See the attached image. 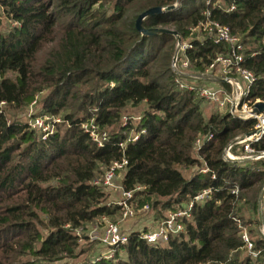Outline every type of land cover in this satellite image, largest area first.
Returning a JSON list of instances; mask_svg holds the SVG:
<instances>
[{"label":"trees","instance_id":"1","mask_svg":"<svg viewBox=\"0 0 264 264\" xmlns=\"http://www.w3.org/2000/svg\"><path fill=\"white\" fill-rule=\"evenodd\" d=\"M206 1L180 0L175 8L145 18L142 25L173 27L187 39L189 28L208 10L212 20L241 38L243 65L256 76L249 98L264 102V0ZM175 2L0 0V25L2 16L13 24L0 29V104L19 110L48 91L43 113L60 115L67 125L63 132L57 128L40 140L27 122L9 120L0 111V264H53L76 258L78 241L83 240L76 230L102 217L119 218L118 207L106 205L109 194L93 181L122 158L127 160L123 190L141 187L135 193L136 207L149 205L154 221L186 208L204 190L210 194L193 204L182 220L184 231L166 244L150 245L134 231L115 259L80 264H264V237L250 236L254 248L261 250L252 259L238 225H259L257 218L244 222L242 213L258 215L264 158H222L236 133H249L254 120L240 121L218 111L205 119L200 105L204 101L174 86V36H145L135 28L142 12ZM231 6L234 10H224ZM195 36L187 55L201 69L225 48ZM141 103L147 111L138 128L145 133L123 149L117 143L126 141L128 127L109 132L102 148L81 129L82 122L93 119L107 130L120 121L127 106ZM209 133L212 139L196 156L195 139ZM252 146L264 151V136ZM204 166L208 173L201 172ZM179 168L195 171L186 178ZM38 225L48 231L46 237ZM28 255L35 260L25 258Z\"/></svg>","mask_w":264,"mask_h":264},{"label":"built area","instance_id":"2","mask_svg":"<svg viewBox=\"0 0 264 264\" xmlns=\"http://www.w3.org/2000/svg\"><path fill=\"white\" fill-rule=\"evenodd\" d=\"M206 2L208 3L209 0ZM179 3L180 0H176L173 5L176 7ZM224 10L226 12L234 10V6L225 7ZM203 16L204 18L196 26L189 28L190 37L183 39L179 34L177 35L178 39L176 36L174 37L175 49L170 60V68L174 75V86L179 91L194 94L197 98L212 105L214 110L219 113L227 114L240 121L254 120L253 129L247 133L249 135L244 134L229 142L223 151L222 158L230 162L260 160L264 158V151H256L252 145L264 136V112H254L255 104L262 101L249 98V93L256 82V76L243 65L245 49L241 38L232 34L227 26L212 20L208 10L204 11ZM191 36H195L196 39L202 42L209 40L214 45H222L225 51L212 56L207 64H204L201 69H197L187 55V51L193 49ZM261 45L264 48V37L261 40ZM61 121L57 116L36 114L29 116L27 123L40 140H45L55 133L56 127ZM81 129L97 148L104 147L109 141V132L100 128L99 124L93 119L82 122ZM144 133L145 129L138 130L133 137H128L125 142H119L117 145L120 149H123L127 142L136 141ZM212 137V133L206 136H198L194 145L201 148L204 142L212 139ZM233 148L238 150L239 155L234 154ZM126 164L127 160L125 158L112 162L104 169L103 174L93 181L95 186L108 194H112L109 196L106 205L118 207V221L102 217L99 219L100 227H102L100 232L97 230V225L96 228L93 227L91 230L82 228L76 230L77 235H87L90 240L97 241L105 248H103L105 251L94 262L100 259H115L116 251L127 243L129 237L128 233L122 231L120 223L132 218L136 213L146 212L150 208L147 204L141 208H137L135 205V193L140 191L141 187L131 191L123 190L121 180ZM201 172L208 173L209 169L204 166ZM233 192L237 193V190L234 189ZM209 194V190L196 194L189 201L186 208L168 212L165 217L155 220V225L148 230L139 232L140 237L150 245L166 244L172 236L184 231L182 220L184 217L189 216L193 204L203 202ZM238 225L241 229V240L247 254L252 259H256L261 254V250L254 248L248 231L241 226L240 222H238ZM260 233L264 237V217H262Z\"/></svg>","mask_w":264,"mask_h":264},{"label":"rangeland","instance_id":"3","mask_svg":"<svg viewBox=\"0 0 264 264\" xmlns=\"http://www.w3.org/2000/svg\"><path fill=\"white\" fill-rule=\"evenodd\" d=\"M1 20H2L1 25H0L1 30H5L9 28L10 25H13V24H10L9 21L6 20V18L3 16ZM167 29L174 30L173 27H170V28L167 27ZM8 77H12V74H8ZM47 95H48V91H43L41 93H38L35 96V101L33 103L19 110L11 109V108L6 107L4 104H0V111H4V113L6 114L9 120H16L18 122H27L29 119V116L36 115V114H46V113H43L42 105L44 104V102H46ZM200 105H201L202 115L205 119L208 118L210 113L215 111L213 106L210 105L209 103L201 102ZM146 111H147V106L145 103H141L140 105L136 107L127 106L122 111L120 121L116 125L107 128L106 131L110 133H114V132H119L124 127H128L129 130H128L127 136L133 137L138 132L140 118L143 116V114ZM60 114H63V112H61ZM57 117H59L62 120L60 115H58ZM57 128H59L60 131L63 132L67 128V125L65 124L63 125V122L61 121V123L58 124L56 129ZM236 134H237L236 138L242 136L241 135L242 133H236ZM199 148L200 147H198L197 145H194L193 154H196V156H197V152ZM233 152L234 154L239 155L238 150H233ZM237 161H241V160H237ZM179 171L184 177L187 178L190 176V174L194 173L195 169L194 168H190V169L179 168ZM260 194H261V191H260ZM260 194L258 197V215L257 214L253 215L248 210H243V213H242L244 222L247 220H250L252 222V220H256L255 218H257L259 221V225H256L255 227L253 223H248L246 225H243L240 223L241 226L245 228V230L248 231V233L249 231L251 232L250 233L251 235L248 234L249 236L257 235L255 237H252L253 239H256L257 237L261 236L260 225L262 222V217H264V191H262L261 197H260ZM111 195L112 194L109 193V196ZM135 203H136L135 205L137 206V202ZM153 217H154V212L151 211L150 208L146 212H143V213L138 212L132 218L121 222L122 231L129 234L134 231L140 232L143 230H148L150 227L155 225L156 221L153 220ZM40 220L43 221L44 217L41 216ZM116 221H118V218L116 219ZM43 222L46 223L45 220ZM93 227L94 228L97 227V230L99 232L101 231V228H102L100 227V224L97 221V222H93L92 224H88L85 230H88V229L91 230ZM38 230L40 231V234L42 235V237H46V235L48 234V231L44 228V226L38 225ZM81 239L83 240L78 241L79 244L76 248V252L78 254L76 258L65 257L53 264H80L85 261L94 262V260L98 259L99 258L98 256L105 251L104 247L98 244L97 241L90 240L87 235H84ZM35 246H38V244H35ZM25 258H28V260H35V258L31 257L30 255H28ZM22 260H25V259H22Z\"/></svg>","mask_w":264,"mask_h":264},{"label":"water","instance_id":"4","mask_svg":"<svg viewBox=\"0 0 264 264\" xmlns=\"http://www.w3.org/2000/svg\"><path fill=\"white\" fill-rule=\"evenodd\" d=\"M174 7H175L174 5L168 6L166 8L153 7V8H150V9L142 12L141 14H139V16L137 17V19L135 21L136 30L140 34L145 35V36H155L157 34L166 33V34L173 35L174 37L176 36L178 39V36H177L178 33L175 30H170L167 28H144L142 25V22L145 18L153 17V16L160 14L164 11L171 10ZM254 112H256V113L264 112V102H257L255 104ZM246 135H249V134H246ZM262 191H263V189L261 190V194H262ZM261 194H260V197H261Z\"/></svg>","mask_w":264,"mask_h":264},{"label":"crops","instance_id":"5","mask_svg":"<svg viewBox=\"0 0 264 264\" xmlns=\"http://www.w3.org/2000/svg\"><path fill=\"white\" fill-rule=\"evenodd\" d=\"M120 226H121V223H120ZM121 228H122V226H121Z\"/></svg>","mask_w":264,"mask_h":264}]
</instances>
